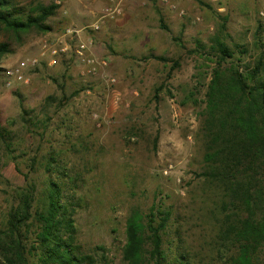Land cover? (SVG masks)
<instances>
[{"label": "rangeland", "instance_id": "obj_1", "mask_svg": "<svg viewBox=\"0 0 264 264\" xmlns=\"http://www.w3.org/2000/svg\"><path fill=\"white\" fill-rule=\"evenodd\" d=\"M124 1L120 15L93 31L87 26L108 0H11L22 17L56 8L46 30L0 25V42L9 47L0 69L38 54L69 26L83 29L92 54L107 65L93 74L73 56L43 59L11 88L0 75V125L8 132L7 146L0 138V229L28 182L41 196L52 179L75 203V243L93 264H126L127 215L132 208L145 214L153 203L172 213L164 235L170 258L184 252L191 264H229L232 250L220 236L222 190L201 175L202 112L216 38L240 69L264 63V0H174L176 8ZM50 157L53 171H45ZM254 264H264V251Z\"/></svg>", "mask_w": 264, "mask_h": 264}, {"label": "trees", "instance_id": "obj_2", "mask_svg": "<svg viewBox=\"0 0 264 264\" xmlns=\"http://www.w3.org/2000/svg\"><path fill=\"white\" fill-rule=\"evenodd\" d=\"M10 3L0 0L4 28L16 33L31 27L49 28L44 20L56 5L40 6L37 14L22 17ZM215 42L212 48L217 59L202 112L205 169L201 175L222 190L225 223L220 236L232 250L229 264H254L264 251V78H258L264 63L258 59L252 68L240 69L231 61L230 48L218 38ZM6 52L8 44L0 42V56ZM7 134L0 125L6 146ZM49 159L45 171H53V159ZM26 189L21 202L8 212L5 228L0 229L5 264H93V257L83 254L75 243V203L63 197L61 185L48 179L41 196H36L31 182ZM171 214L156 203L145 214L130 210L123 247L126 264H191L184 252L170 258L169 246H164Z\"/></svg>", "mask_w": 264, "mask_h": 264}, {"label": "built area", "instance_id": "obj_3", "mask_svg": "<svg viewBox=\"0 0 264 264\" xmlns=\"http://www.w3.org/2000/svg\"><path fill=\"white\" fill-rule=\"evenodd\" d=\"M109 4L101 10L98 21L87 26L89 30L97 31L101 27L102 20L115 18L122 13L119 0H108ZM170 3L171 8H176L172 2L174 0H162ZM83 29L76 26L66 27L52 41H43L41 50L36 55L27 56L18 60L14 65L0 70L3 85L11 88L14 85L27 82V71L37 67L41 60H46L48 64H54L63 56H73L76 61L86 67L87 72L96 73L99 68L107 65L105 59H99L92 54L91 38L83 39ZM107 85L115 82L113 77H104Z\"/></svg>", "mask_w": 264, "mask_h": 264}, {"label": "crops", "instance_id": "obj_4", "mask_svg": "<svg viewBox=\"0 0 264 264\" xmlns=\"http://www.w3.org/2000/svg\"><path fill=\"white\" fill-rule=\"evenodd\" d=\"M119 2H120V5H121V8H122V6H126V5H124V4H126L127 2H125L124 0H119ZM127 9H128V10H132V6H128ZM123 15H124L125 17H129V13H124ZM123 15H122V16H123ZM117 19H118V18H117ZM117 19H115V20L117 21ZM120 19H121V18H120ZM94 49H95V48H93L92 51H94Z\"/></svg>", "mask_w": 264, "mask_h": 264}]
</instances>
